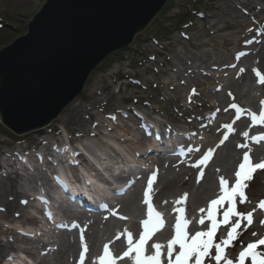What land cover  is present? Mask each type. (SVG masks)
Instances as JSON below:
<instances>
[{
    "label": "rangeland",
    "instance_id": "obj_1",
    "mask_svg": "<svg viewBox=\"0 0 264 264\" xmlns=\"http://www.w3.org/2000/svg\"><path fill=\"white\" fill-rule=\"evenodd\" d=\"M44 3L46 0H0V49L11 44L27 30V25ZM167 3L168 8L156 16L148 26L150 28L145 29L149 30L150 36L145 37L143 31L138 35L136 45L116 53L101 69L93 71L82 93L61 111L50 126L18 135L0 124V264H80V252L84 251L81 234L87 247L83 264H98V257L105 244L116 257L127 242L126 232L133 236L140 226L145 208L144 183L148 186L153 172L156 173V178L150 191L153 195L152 203L155 207L161 205L165 225L170 228L171 210L175 206L192 214L203 207L206 197H198L196 189L208 166L213 172L211 177L217 182L216 189L212 190L213 194L220 188L221 178L226 175L222 170L223 165H233L227 174L229 177L245 151L250 150L249 155L261 151L263 156L261 144L258 142L251 145L248 139L256 130L264 134V125L259 124L251 129L250 123V116L259 115L261 101L264 100V84L258 82L256 75L257 71L264 75V66L259 59L261 52H264V38L263 42H258L261 40L258 33L264 29V13L256 11L257 7L264 5V0H167ZM248 3L255 9L251 14L243 13L244 9L249 10L243 8L244 5L241 6ZM189 16L192 17V22L186 21L185 17ZM166 30L167 33H164ZM250 40L257 44L255 49L242 55L246 51L245 43ZM234 59L241 62L240 67L229 66ZM193 83H198V86ZM189 89H194L196 95L190 94ZM222 93H227L230 98L220 103V113L211 110L210 115L207 110ZM190 99L194 103L189 104ZM232 105H236L235 110L241 105L240 109L247 110V113L236 115L235 110H228ZM154 109H157V113ZM226 109L227 114L224 113ZM97 111L101 113L102 120L97 118ZM134 112H142L147 118L152 117L157 122H170L173 130L184 136H191L188 132H183L188 125L196 127L194 132L198 127L199 131L195 132L196 136L201 137L197 141L198 152L194 157L195 161H190L189 164L196 165L212 149L210 159L205 165H191L189 170L183 163H173L170 169L163 161L164 157L174 159L171 156L156 155L145 159L136 157L132 151L143 141L141 134L135 133L137 117ZM107 114L115 115L117 119L109 120L106 118ZM219 119L224 121L220 126H206ZM110 122L116 125L106 138L118 146L116 153L123 154L131 149V158L136 163H143L147 169L142 175H137L140 177L138 186L134 183L127 193L116 198L118 202L132 196L131 199L123 205H117L113 211L117 217L77 214L64 207V212L59 211L58 214L73 217L69 220L68 228L42 232L33 219H28L32 215L34 203L30 197L43 188L44 191H51L48 182L53 178L55 168L65 172L67 166L64 165L65 158L49 154V142H57L62 138L64 140L60 142H64L65 149H70V145L79 138L76 145L88 141L99 148L101 145L98 137L87 138L86 134L92 132L94 123H98L96 129L106 132ZM228 125L231 130L226 127ZM122 127L129 134L124 131V136H118L123 141L113 142L116 131ZM244 132L248 133L247 138L242 135ZM225 133L227 139H224ZM222 139L224 142L221 144ZM67 140L69 143H65ZM187 141L190 142L189 138ZM193 141H196L195 135ZM207 142L209 144L202 152L200 147ZM245 142L248 144L247 148L239 147ZM56 146H62V143L57 142ZM84 150L88 156L92 155V158L97 159L87 148ZM101 150L104 151L102 157L114 159L117 166L124 165V162H120L122 159L119 154L115 157V151L106 147ZM22 155L24 158L33 155L37 162L33 163L31 160L30 165L21 166L16 158ZM233 155V160H229ZM52 159L59 165L49 163ZM130 162L133 163L132 160ZM67 168L68 173L72 174L73 168ZM78 169L85 175L84 167ZM182 172L184 176H179L178 179L183 181L189 177L190 186L173 182L168 189L162 191L161 197L156 201L155 195L162 189L163 181L172 180ZM248 183L249 187L245 189L248 199L239 212L245 215L253 212V223L245 227L247 222L242 221L241 228L237 230L240 235L225 248V255L233 260V264H236L239 253L252 240L264 238V224L262 226L255 218L257 213H264L256 207L259 201L264 200V171L255 173L254 179ZM22 201H26V204H22ZM174 201L182 202L177 204ZM254 209L256 210L253 211ZM218 237L214 244L226 239L227 234L223 233ZM161 238L163 237L160 236ZM149 250L148 253L152 252L151 248ZM165 250L166 248L162 251L165 253ZM256 251L264 255V245H259ZM162 260H166V256H162ZM125 261L126 259L119 260L117 264H128ZM204 264H215V261L206 257ZM244 264H252L251 258L246 257Z\"/></svg>",
    "mask_w": 264,
    "mask_h": 264
},
{
    "label": "water",
    "instance_id": "obj_2",
    "mask_svg": "<svg viewBox=\"0 0 264 264\" xmlns=\"http://www.w3.org/2000/svg\"><path fill=\"white\" fill-rule=\"evenodd\" d=\"M166 0H46L0 49V123L14 134L57 118L91 71L129 46Z\"/></svg>",
    "mask_w": 264,
    "mask_h": 264
},
{
    "label": "snow or ice",
    "instance_id": "obj_3",
    "mask_svg": "<svg viewBox=\"0 0 264 264\" xmlns=\"http://www.w3.org/2000/svg\"><path fill=\"white\" fill-rule=\"evenodd\" d=\"M241 71H243V69H241ZM256 75L259 78L258 82L264 84V75H261L258 71L256 72ZM261 105L262 107L259 115L252 114L250 117L253 124L264 125V100L261 101ZM232 107H236V105H232ZM240 111L241 110L237 108L238 115ZM226 127L231 130L230 125ZM242 135L245 138L248 137L247 132H244ZM224 139H227V133H225ZM251 140L253 142H259L260 140H264V135L259 137L253 136L251 137ZM223 142L224 140L222 139L220 143L222 144ZM239 147L247 148L248 144L245 142L244 144L239 145ZM249 151H245L243 153L242 162L239 164L238 170L235 172V182L230 189L225 186L227 181L221 178L220 190L222 195L219 199L213 200L209 206L208 219L211 221V224L208 227V230L206 232H197L195 235L189 236L186 231L188 222L182 216L178 215L174 225V234L171 239H169L166 244L159 242L152 243L150 246L152 252L151 254L146 255V243L151 239L156 231L163 227L161 214L155 212L149 200V192L151 191L152 183L156 178V173L153 172L152 176L148 180V189L144 191V202L148 205L147 219L142 221L143 231L140 232L139 238L134 242L131 234L126 232L128 247L127 250L123 252L122 256L119 257H114L109 251V246L105 244L103 247V254L98 257V264H117L118 260H123L125 258H127L131 264H164L162 256H166V264H190V261H192L193 264H204V259L206 257L214 260L215 264H221L222 261L223 264H233V260L226 257L225 248L229 246L238 235H240L237 230L241 228L242 221L247 222L245 227L253 223V212H248L246 215L238 212L236 210L235 201L239 198V203H245L248 199L245 194V189L249 187L248 182L254 179V174L257 170L264 169V160H261L258 163H253L249 156ZM212 152L213 150L209 149L208 152H206L203 157L197 161V164L192 166L196 167L197 165H205L210 159ZM57 182L61 183L58 178ZM197 182H199V177ZM118 194L122 193L118 192ZM186 195L187 194H185V196ZM224 201H227L228 208L223 213L222 223L227 224L231 217H237V219L231 224L230 230L227 232V238L214 244L213 236L218 225L215 219V210L213 206H222ZM181 202L182 201H174V203L177 204ZM256 207L264 212V200L259 201ZM255 210L256 209L253 211ZM121 219H124V217H121ZM200 223L203 224L204 221L201 220ZM260 223L264 224V219H261ZM253 235L256 234L253 233ZM258 245H264V238L259 239L256 243H249L247 247L239 253L236 264H244L246 257L251 258L252 264H264V255L256 251ZM81 246L84 248V251L80 252L79 259L80 264H83L87 247L84 245V237L82 234ZM175 246H178V251H174ZM165 248L166 253L162 251ZM213 249L214 254H212Z\"/></svg>",
    "mask_w": 264,
    "mask_h": 264
},
{
    "label": "bare ground",
    "instance_id": "obj_4",
    "mask_svg": "<svg viewBox=\"0 0 264 264\" xmlns=\"http://www.w3.org/2000/svg\"><path fill=\"white\" fill-rule=\"evenodd\" d=\"M245 6V7H243V8H248V10L249 11H247L246 9H244L243 10V13H247V14H251L252 13V11H254L255 9L253 8V7H250V3H248V4H241V6ZM259 8H262L260 11L261 12H263L264 13V5H261V6H259ZM256 11H258V9L256 10ZM244 17H246V15H244ZM254 46L255 45H252V46H250L249 48H247V49H249L248 51H250V52H252L255 48H254ZM234 56V54H232V57ZM259 59H261V62H262V65L264 66V52H261V55L259 56ZM234 61H235V59H234ZM220 62L221 61H219V64H220ZM239 62V61H238ZM237 62V63H238ZM202 63H204V62H202ZM223 64H226V62H224ZM234 65H236V64H234ZM206 66V65H205ZM193 85H195V86H198V83H193ZM191 89H189V91H190ZM204 97H205V95H203ZM230 98V96L227 94V93H225L224 95H223V93H222V95L221 96H218L215 100H214V102L210 105V107H209V111H211V110H214L215 112H221L220 110V103H222V101H225L226 99H229ZM230 109H232V106L228 109V110H230ZM228 110L226 109L225 111H224V113L225 114H227L228 113ZM92 111V110H91ZM93 112V111H92ZM95 114V113H94ZM96 114H97V116H98V114H99V117H97V118H99L100 120H102L103 119V117H102V115H101V113H99V111H97L96 112ZM70 120H73L74 118H69ZM116 119H117V117H116ZM115 119V120H116ZM119 120V119H118ZM222 123H224V121L223 120H221V119H219V121L217 120L216 122H211V123H209L207 126H209L210 128L213 126V124H218V126H220ZM118 124H120V123H118ZM109 128L108 129H115L113 126H114V123H109ZM191 129H193V128H191ZM92 130L95 132L96 130H98V129H94L93 127H92ZM99 131V130H98ZM120 131V132H119ZM119 131H116V134L115 135H117V136H120L121 137V135L122 136H124V134H125V132H126V130H125V128L124 127H122ZM125 131V132H124ZM97 132V131H96ZM126 133H128V132H126ZM136 134H138V132H135ZM96 134H98V132L96 133ZM129 134V133H128ZM141 139H143L142 137H140ZM98 139V138H97ZM99 139H103L105 142L107 141V138H106V136L104 137H99ZM140 140V139H139ZM200 140V137H198L197 138V140H196V142L197 141H199ZM108 142H109V140H108ZM196 142L188 149V152L187 153H185V154H187V155H190L192 152H194L195 153V151H196V148H197V145L198 144H196ZM208 142L206 143V144H204V145H201V147H200V150L202 151V152H204L205 151V149L207 148V146H208ZM52 145H54V143H52ZM55 147H57V149L58 150H61V152L65 149L64 147L65 146H56V145H54ZM110 148V147H108V145H105V144H101V146L98 148V149H94V151H99V149H100V153L101 154H103V151L101 150V148ZM189 147V143L187 144V148ZM81 149H82V151H84L83 150V147H81ZM131 149H129V151H130ZM141 149H135V150H133L132 152L133 153H135V152H138V151H140ZM111 151H112V149H111ZM115 151V155H116V150H114ZM129 151H126V154L128 155L129 154ZM56 154V153H55ZM144 154V153H143ZM65 155H66V157L67 158H65L66 160H65V162L67 163V165L69 164V166H71L72 168V170H74L75 172H73L72 173V178H75L76 176H78V172H79V169L78 168H80V170L84 167L85 169H87V167H88V162L87 161H84L83 159H85V158H83V156L81 155V153L79 152V154L78 153H76L75 151H72V150H69V152H67V153H65ZM85 155H87L88 156V153H85ZM130 156V155H129ZM26 157V156H25ZM253 158H255L256 157V155H253L252 156ZM99 158L101 159V164L103 163V165H104V167H111L112 165H113V160L114 159H106L105 157H102L101 155L99 156ZM233 158H234V155L233 156H231L230 158H229V160H233ZM31 160H32V162H34L33 161V158L32 157H30V162L29 161H27V163H31ZM237 160V159H236ZM106 162V163H105ZM133 162L135 163V161L133 160ZM164 162L166 163V165L170 168V169H172V167H173V164L172 163H175L176 162V160H174V159H165L164 160ZM35 163V162H34ZM105 163V164H104ZM74 164H76V165H78L79 167H76V165H75V167H73V165ZM54 165H59L56 161L54 162ZM65 165V164H64ZM102 165V166H103ZM188 168H189V170H190V167L191 166H187ZM232 167H233V165L232 164H230V163H226L225 165H223V167H222V170H223V172L226 174L225 176H224V180L225 179H227L228 177H227V174L229 173V171H230V169H232ZM66 168H67V166H66ZM68 169V168H67ZM85 169H84V172H87V171H85ZM61 171V172H60ZM172 171H174V170H172ZM63 171H62V169H58V171L57 172H55L54 174V177L56 178V179H54V180H56L57 181V178L59 179V181H61V182H63L64 181V174L62 173ZM211 169H210V166H208V169H207V171H205V174L203 175V179H202V181H201V183H199V185L197 186V192H196V195L198 196V197H206V199L212 194V190H214V189H216V185H217V182H215V179H213L212 177H211ZM213 173V172H212ZM59 174H62V175H60L59 176ZM179 176H184V173L182 172V173H180V174H176V176L172 179V180H165V181H163V184H162V189L159 191V193L157 194V195H155V200L157 201V199L158 198H160L161 197V195H162V191L163 190H165V189H168L169 188V185L171 184V183H173V182H177V183H179L180 185H182V186H190V178L189 177H186L183 181L182 180H179L178 179V177ZM53 180V181H54ZM83 182L85 183V184H87V185H89V186H93V184L91 183V179H89V178H87L86 176H85V178L83 179ZM192 182V181H191ZM138 184H140V181H139V183ZM56 185H57V183H56ZM94 187V186H93ZM93 190V189H92ZM80 194V193H79ZM221 194V193H220ZM131 195H133V194H131ZM131 197L132 196H130V197H128L127 199L125 198V199H122V200H120L119 201V203H121L122 205L127 201V200H129V199H131ZM133 197H135V196H133ZM217 197H218V195H217ZM22 204H26L25 202H23ZM42 204H44V205H46L45 203H42ZM118 204V203H117ZM35 204H33L32 206H34ZM108 206H109V204H108ZM15 208L17 207L16 205L14 206ZM110 207V206H109ZM123 209H125V206H123ZM155 209H157V208H155ZM255 218H256V220H257V222H259L260 223V220L261 219H263V216L262 215H259L258 213L255 215ZM146 219H147V216H146ZM138 224V223H137ZM256 225V224H255ZM262 226H263V224H262ZM192 227V226H191ZM168 232L169 231H163L162 233H161V235L163 236V238H161L162 240L163 239H165L166 238V236L168 235ZM165 237V238H164ZM139 238V236H137L135 239H133V241L135 242V240H137ZM256 240H258V239H256ZM252 242H255V240H252Z\"/></svg>",
    "mask_w": 264,
    "mask_h": 264
},
{
    "label": "trees",
    "instance_id": "obj_5",
    "mask_svg": "<svg viewBox=\"0 0 264 264\" xmlns=\"http://www.w3.org/2000/svg\"><path fill=\"white\" fill-rule=\"evenodd\" d=\"M166 8H168V6H166L163 10H165ZM163 13V12H162ZM185 19H186V21H191V18L190 17H185ZM148 30V29H147ZM145 31L143 34H144V36H150V33H149V30L148 31ZM164 33H167V30L164 32ZM140 36V35H139ZM138 36V37H139ZM141 36H143V35H141ZM111 57V56H110ZM110 57L109 58H107L104 62L106 63V61L108 62L109 60H110ZM103 62V63H104ZM108 64H110V63H108ZM103 65V64H102ZM102 68V67H101Z\"/></svg>",
    "mask_w": 264,
    "mask_h": 264
}]
</instances>
